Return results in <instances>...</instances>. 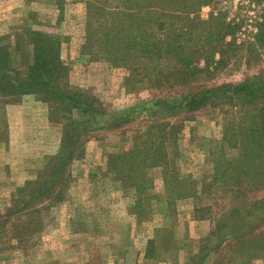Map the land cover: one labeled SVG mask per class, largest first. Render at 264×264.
I'll use <instances>...</instances> for the list:
<instances>
[{
	"label": "rangeland",
	"instance_id": "obj_1",
	"mask_svg": "<svg viewBox=\"0 0 264 264\" xmlns=\"http://www.w3.org/2000/svg\"><path fill=\"white\" fill-rule=\"evenodd\" d=\"M85 1L0 0V47L8 49L11 67L23 72L31 61L26 30L57 36L68 72L65 89L84 95L99 111L82 114L42 95L0 99V217L10 214L7 225H0V256L5 257L0 264H264V190L238 199L203 192L198 198L172 199L171 213L162 169H148L154 183L150 214L142 222L135 219L133 191L122 189L108 158L129 150L135 135L166 116L156 99L179 103L186 91L175 88L170 96L144 84L126 87L127 71L83 56ZM212 11L244 21L246 30L236 36L243 47L227 67L198 87L264 75V40L257 42L260 33L250 28L261 23L264 3L217 0L199 16L207 19ZM226 109L206 107L175 119L183 127L176 161L180 176L200 184L212 175L210 153L221 139ZM93 120L100 129L82 135L77 128L75 154L67 160L63 131L71 125L67 130L74 135L75 122L91 127ZM54 173L58 176L52 179ZM234 208L245 210L252 227L238 241L229 229H219ZM25 221L40 225L13 237V224L23 231ZM150 240L154 250L147 257Z\"/></svg>",
	"mask_w": 264,
	"mask_h": 264
},
{
	"label": "trees",
	"instance_id": "obj_2",
	"mask_svg": "<svg viewBox=\"0 0 264 264\" xmlns=\"http://www.w3.org/2000/svg\"><path fill=\"white\" fill-rule=\"evenodd\" d=\"M216 3L217 0L85 1L83 56L127 71L126 87L144 84L170 96L175 88L186 91L179 95V103L156 99V107L166 116L150 122L135 135L129 150L108 158L109 169L123 183L122 189L133 191L130 209L138 221L147 220L151 210L154 183L148 169H162L163 187L169 193L166 210L171 213L172 199L198 198L202 192L238 199L264 190V75L236 84L198 87L202 79L227 67L243 47L237 45L236 36L246 30L244 21L227 19L220 11H212L207 19L199 16L203 7ZM250 28L255 35L260 33L257 42L264 40V16L261 23ZM25 39L31 47V61L23 72L11 67L8 49L0 47V99L42 95L45 101L70 104L72 111H95L87 97L65 89L68 72L60 59V39L34 30H26ZM206 107L229 110L224 111L221 139L210 153L212 175L199 184L177 171L178 140L183 127L175 119ZM54 111L51 108V113ZM95 122L91 127L84 121L75 122L74 135L67 130L71 125H67L63 131L67 160L71 161L75 154L77 128H81L82 135L99 130L94 128ZM244 212L239 208L229 210L219 228L229 229L234 241L244 239V232L252 228L251 219L244 217ZM9 218L10 214L0 217V225H7ZM39 225L25 221L24 230L19 231V226L13 224V237L19 239L23 232L35 231ZM154 244L155 241H148L147 257L152 256Z\"/></svg>",
	"mask_w": 264,
	"mask_h": 264
}]
</instances>
